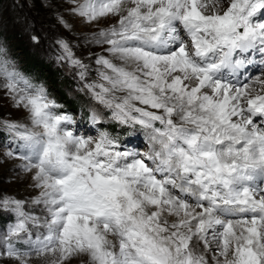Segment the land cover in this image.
I'll return each instance as SVG.
<instances>
[{"label": "snow or ice", "instance_id": "1", "mask_svg": "<svg viewBox=\"0 0 264 264\" xmlns=\"http://www.w3.org/2000/svg\"><path fill=\"white\" fill-rule=\"evenodd\" d=\"M71 3L88 23L117 18L92 34L112 58L95 59L102 82L86 81L89 67L66 41L58 59L79 69L129 135L143 130L149 150L121 149L108 132L77 135L72 117L0 48V86L29 121L4 122L17 145L7 155L32 174V203L46 212L41 219L25 201L0 198L16 218L0 255L19 264L33 253L58 257L52 264L78 254L89 264H209L211 253V264H264V0ZM255 56L260 75L241 82Z\"/></svg>", "mask_w": 264, "mask_h": 264}, {"label": "rangeland", "instance_id": "2", "mask_svg": "<svg viewBox=\"0 0 264 264\" xmlns=\"http://www.w3.org/2000/svg\"><path fill=\"white\" fill-rule=\"evenodd\" d=\"M71 7V0H0V48L7 52L18 71L33 83L43 85L50 98L62 106L60 110L72 117V129L76 130L78 124L83 126L88 119V107H95L103 111V119L95 132L84 136L96 138L99 133L108 132L119 138L121 149H134L141 153L148 151L149 142L143 130L138 129L135 134L129 135L131 129L114 121L111 113L84 88L86 81L102 82L97 75L99 66L95 59L99 55H109L104 51L107 46L96 44L92 34L115 23L117 18L105 17L88 23L70 11ZM34 36L38 39L33 40ZM58 41H66L75 57L88 65L86 81L77 75L78 68L66 60L58 59L62 55ZM109 58L112 57L109 55ZM253 60L254 63L249 66L252 72L245 71L241 82H247L246 77L260 75L259 57L255 56ZM114 62L119 63L118 60ZM256 67L257 70L253 71ZM3 83L5 81L0 78V85ZM60 91H63V96ZM5 121L29 122L27 111L17 107L8 90L0 86V198L23 200L26 202V211L43 219L46 215L43 205L32 203L40 192L34 187L32 174L19 167L22 161L17 156L7 155L10 151L15 152L17 145L12 134L4 127ZM15 219L14 213L0 208V251L3 250V237ZM32 231L42 229L33 228ZM196 248L197 251H203L202 244H197ZM207 255L211 264L212 254ZM53 259L58 257L34 253L27 257L28 264H52ZM0 264L19 262L0 255ZM64 264H89V258L85 254H78L69 257Z\"/></svg>", "mask_w": 264, "mask_h": 264}, {"label": "bare ground", "instance_id": "3", "mask_svg": "<svg viewBox=\"0 0 264 264\" xmlns=\"http://www.w3.org/2000/svg\"><path fill=\"white\" fill-rule=\"evenodd\" d=\"M256 70H257V67L253 71H256ZM89 109H90L89 122H88L87 126L83 129V132H86L88 134L90 132H92V131L95 132V130L98 127L97 121H100V120L103 119V111L101 109L98 110L95 107H90ZM93 113H95L96 114V117H97V119H96L95 122H93L92 119H91V116H92Z\"/></svg>", "mask_w": 264, "mask_h": 264}, {"label": "trees", "instance_id": "4", "mask_svg": "<svg viewBox=\"0 0 264 264\" xmlns=\"http://www.w3.org/2000/svg\"><path fill=\"white\" fill-rule=\"evenodd\" d=\"M60 93L62 94V96L64 95L63 91H60ZM66 98V97H65Z\"/></svg>", "mask_w": 264, "mask_h": 264}]
</instances>
